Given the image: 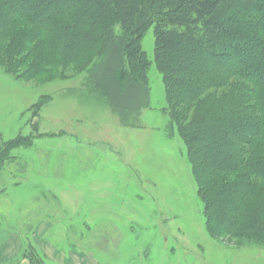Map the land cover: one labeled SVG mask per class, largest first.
<instances>
[{
	"label": "trees",
	"instance_id": "16d2710c",
	"mask_svg": "<svg viewBox=\"0 0 264 264\" xmlns=\"http://www.w3.org/2000/svg\"><path fill=\"white\" fill-rule=\"evenodd\" d=\"M149 28L206 231L264 247V0H0V68L20 84L86 77L134 126L149 104ZM50 99L41 95L33 114ZM42 136L0 142V172Z\"/></svg>",
	"mask_w": 264,
	"mask_h": 264
},
{
	"label": "rangeland",
	"instance_id": "374dc122",
	"mask_svg": "<svg viewBox=\"0 0 264 264\" xmlns=\"http://www.w3.org/2000/svg\"><path fill=\"white\" fill-rule=\"evenodd\" d=\"M141 44L150 60L149 104L134 126L122 125L82 85L86 77L20 84L0 68V142L43 135L14 151L0 172V247L13 234L21 240L0 264H16L25 253L54 264L32 241L45 219L52 222L48 240L104 263L264 264V247H236L206 231L185 147L163 110L152 28ZM45 94L51 99L34 115Z\"/></svg>",
	"mask_w": 264,
	"mask_h": 264
},
{
	"label": "crops",
	"instance_id": "0c3cea01",
	"mask_svg": "<svg viewBox=\"0 0 264 264\" xmlns=\"http://www.w3.org/2000/svg\"><path fill=\"white\" fill-rule=\"evenodd\" d=\"M41 221V220H40ZM50 220H43L37 227L35 232L32 233V241L38 246L40 250L45 254V258L48 261H52L54 264H111L104 263L103 261L95 259L91 251L66 248L60 246L58 243H54L47 239V235L51 232ZM48 233V234H47ZM21 248L20 237L13 234L7 238L5 243L0 247V262L11 259ZM264 251V249H262ZM5 262V261H4ZM16 264H33L26 257L21 258Z\"/></svg>",
	"mask_w": 264,
	"mask_h": 264
}]
</instances>
